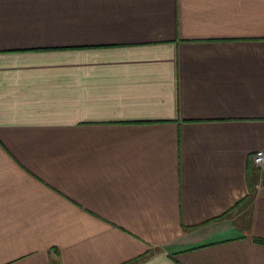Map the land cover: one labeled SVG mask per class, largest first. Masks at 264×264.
<instances>
[{
	"label": "crops",
	"instance_id": "crops-1",
	"mask_svg": "<svg viewBox=\"0 0 264 264\" xmlns=\"http://www.w3.org/2000/svg\"><path fill=\"white\" fill-rule=\"evenodd\" d=\"M264 0H0V264H264Z\"/></svg>",
	"mask_w": 264,
	"mask_h": 264
},
{
	"label": "built area",
	"instance_id": "built-area-1",
	"mask_svg": "<svg viewBox=\"0 0 264 264\" xmlns=\"http://www.w3.org/2000/svg\"><path fill=\"white\" fill-rule=\"evenodd\" d=\"M252 161L264 172V149L256 151L252 157Z\"/></svg>",
	"mask_w": 264,
	"mask_h": 264
},
{
	"label": "trees",
	"instance_id": "trees-1",
	"mask_svg": "<svg viewBox=\"0 0 264 264\" xmlns=\"http://www.w3.org/2000/svg\"><path fill=\"white\" fill-rule=\"evenodd\" d=\"M256 242L264 244V238H255Z\"/></svg>",
	"mask_w": 264,
	"mask_h": 264
}]
</instances>
